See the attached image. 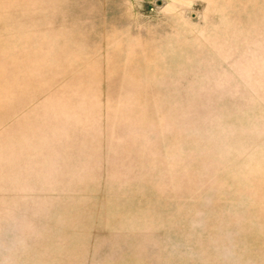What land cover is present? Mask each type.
<instances>
[{
    "label": "rangeland",
    "instance_id": "374dc122",
    "mask_svg": "<svg viewBox=\"0 0 264 264\" xmlns=\"http://www.w3.org/2000/svg\"><path fill=\"white\" fill-rule=\"evenodd\" d=\"M0 264H264V0H0Z\"/></svg>",
    "mask_w": 264,
    "mask_h": 264
}]
</instances>
